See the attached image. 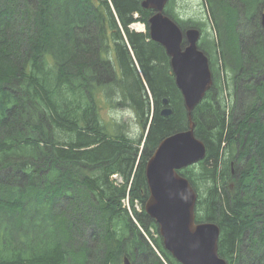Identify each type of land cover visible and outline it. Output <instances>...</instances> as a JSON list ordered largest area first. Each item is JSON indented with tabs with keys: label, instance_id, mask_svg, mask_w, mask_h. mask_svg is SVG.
<instances>
[{
	"label": "trees",
	"instance_id": "16d2710c",
	"mask_svg": "<svg viewBox=\"0 0 264 264\" xmlns=\"http://www.w3.org/2000/svg\"><path fill=\"white\" fill-rule=\"evenodd\" d=\"M29 1L0 0V252L8 256L0 264H179L144 210L148 161L189 127L164 47L131 30L136 22L149 29L154 12L143 0H37L35 9ZM172 1L166 14L175 17ZM207 1L208 9L229 4ZM255 26L247 37L236 32L238 47L204 40L211 53L200 41L215 76L193 112L207 155L179 171L199 193L197 222L220 227L219 255L229 264H264V31ZM219 53L231 112L214 68ZM112 90L135 111L142 136L148 129L143 150L141 139L101 122Z\"/></svg>",
	"mask_w": 264,
	"mask_h": 264
},
{
	"label": "water",
	"instance_id": "95a60500",
	"mask_svg": "<svg viewBox=\"0 0 264 264\" xmlns=\"http://www.w3.org/2000/svg\"><path fill=\"white\" fill-rule=\"evenodd\" d=\"M170 0H143L152 10L149 33L152 41L164 47L176 85L182 93L189 127L160 142L146 166L149 198L145 212L158 225L163 246L179 264H228L219 255L220 227L211 222L198 223V194L179 171L205 159L207 149L195 135L193 112L214 85L208 56L199 48L202 33L186 31L165 13ZM264 31V13L261 18ZM168 105V100L164 99ZM165 107L162 115L169 117ZM123 264H133L125 257Z\"/></svg>",
	"mask_w": 264,
	"mask_h": 264
},
{
	"label": "rangeland",
	"instance_id": "374dc122",
	"mask_svg": "<svg viewBox=\"0 0 264 264\" xmlns=\"http://www.w3.org/2000/svg\"><path fill=\"white\" fill-rule=\"evenodd\" d=\"M221 2H223V1L212 2L210 4L211 8L208 9L209 3L207 0H173L171 2V4L169 5V11H170V13L174 14L175 17H173L172 15H169V14H167V15L169 17H171L174 21H176L179 24V26L183 29V31H186V30L190 29L191 27L198 28L202 33V37L200 40L201 42H203L204 40L205 41L209 40V42L213 41V42L217 43L219 40L220 41L222 40L223 45H225V43H227V40H229L230 43H231V41H232V43H234V44H229V46L233 45V47L234 46L238 47L237 33L236 32H239L238 35L242 34L243 36H245L248 32H251V30H254V27H256L255 23L257 21L259 22L260 26H262L261 25L260 12H262V10H263L264 0H228L229 4H225V2H223V3H221ZM36 4H37V0H30L28 2V7H30V9H35L34 7H36ZM165 13H167V7L165 9ZM180 20L183 22H187V27H185V26L183 27L182 24L179 23ZM238 23H239V25H238ZM235 26H237V27H235ZM234 27H235V31H234ZM131 30H134L135 32H141V33H145L147 31H149L148 27L143 22L134 23L131 26ZM248 35H246L245 37H247ZM247 40H248V38L245 39V41H247ZM201 42H199V48L200 49H201V47H200ZM202 44L205 45V42H203ZM211 45H213V43H211ZM227 45L225 47H227ZM205 47H207L211 51L212 47L208 46L207 44L205 45ZM211 53H212V51H211ZM111 54L112 53H109V55H111ZM219 55L220 56L216 60V63H215L216 66L214 68L216 69V72L220 74L218 80H219V85L222 89L221 92H223V94L221 95L222 99L224 98L225 102H227V100H228V102L231 103L230 109H229V112H231V110L234 106V103H233L234 101L233 100L230 101L231 100V98L229 97L230 91H229V88L226 87L225 79H224V72L222 70L223 69L222 67L224 66V62H226V61L222 60L223 56L221 57L220 53H219ZM209 60H210V57H209ZM210 67L212 68L211 64H210ZM170 68H171V66H170ZM213 76H214V73H213ZM103 78H105L106 80L109 79V77H106L105 75L103 76ZM142 78H144V77L142 76ZM214 78H215V76H214ZM233 78H234V75L231 73L229 75L228 79H229L230 88L232 85V88H231L232 90H233V83H234ZM144 84H145V87H147V84L145 82H144ZM223 86H224V88H223ZM226 88H227V90H226ZM114 91L112 94H113V96H116L118 91H115V92ZM151 96L149 95L150 98H151ZM104 102H105L104 104H101L102 109L100 111V116H99L101 122L103 124L107 125L111 134H113V135H117V134L122 135L123 134L124 135V130L127 128V124L125 123L123 125H116L114 123L113 119L108 116V112L110 109L129 108V106L128 105L122 106V104H120L121 102H118L119 103L118 104V103L114 102L113 99H110L107 102L104 100ZM242 113L243 112L241 109L239 111V114H238L239 117L242 115ZM150 119H151V116H150ZM138 123H139V119H138ZM139 126H140V124H139ZM147 131H148V129L146 130V132H144V136H142L143 135L142 126H140L139 135L134 140H132L134 142H136V141L138 142V140L141 139L140 150H143V144H144V140H145L146 135H147ZM196 165L197 164L191 165V166H189L183 170L185 171L186 169L193 167V166H196ZM239 165H241V167H242L243 163H241ZM197 167L198 166H196L195 168H197ZM112 180L115 182L116 185H120L123 183V178L119 174H115L112 177ZM207 187H208V184L205 183L204 181H202V183H200V185H199V188L203 194L206 192ZM197 194H199V193L197 192ZM123 203H124L125 207H127L129 209L131 216L135 217L134 213L132 212V207H131L129 199L128 198L125 199L123 201ZM135 207L138 211L142 212L143 205L141 203L136 202ZM144 207H145V205H144ZM144 210H145V208H144ZM87 220H88V218H87ZM150 231L155 238H158V237L161 238V236L159 234V229L155 230L154 228H150ZM89 235H90V231L87 234V236L84 237V239H88L90 241ZM77 244H78V242L76 240V242L74 243L75 248H76ZM3 253L4 252H0V260L8 257L7 255L5 256V254H3ZM123 263L124 262H122V264Z\"/></svg>",
	"mask_w": 264,
	"mask_h": 264
},
{
	"label": "clouds",
	"instance_id": "9594fccd",
	"mask_svg": "<svg viewBox=\"0 0 264 264\" xmlns=\"http://www.w3.org/2000/svg\"><path fill=\"white\" fill-rule=\"evenodd\" d=\"M119 100L120 96L117 93V95L113 97V101L118 103ZM108 116L113 119L116 125H123L125 123L127 124V128L124 130V135L129 140H134L139 135L140 126L138 123V118L132 108L110 109Z\"/></svg>",
	"mask_w": 264,
	"mask_h": 264
},
{
	"label": "flooded vegetation",
	"instance_id": "af4514ba",
	"mask_svg": "<svg viewBox=\"0 0 264 264\" xmlns=\"http://www.w3.org/2000/svg\"><path fill=\"white\" fill-rule=\"evenodd\" d=\"M263 13H264V7H263L262 12H260V16H261L260 18H262V14H263ZM262 29H263V28H262ZM163 109H164V108H163ZM163 109H162V110H163Z\"/></svg>",
	"mask_w": 264,
	"mask_h": 264
}]
</instances>
